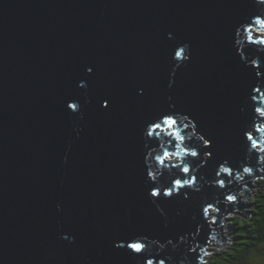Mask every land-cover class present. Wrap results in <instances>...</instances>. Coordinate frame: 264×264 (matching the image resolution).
Returning <instances> with one entry per match:
<instances>
[{"label":"water","instance_id":"water-1","mask_svg":"<svg viewBox=\"0 0 264 264\" xmlns=\"http://www.w3.org/2000/svg\"><path fill=\"white\" fill-rule=\"evenodd\" d=\"M257 20L261 0H0V264H203L224 246L264 180ZM162 112L179 145L145 137ZM180 166L194 183L151 197Z\"/></svg>","mask_w":264,"mask_h":264},{"label":"snow or ice","instance_id":"snow-or-ice-1","mask_svg":"<svg viewBox=\"0 0 264 264\" xmlns=\"http://www.w3.org/2000/svg\"><path fill=\"white\" fill-rule=\"evenodd\" d=\"M261 4H264V0H261ZM255 23L259 24L261 27H264V20H257ZM247 31H251V29H248ZM251 39V37H249ZM260 43L264 44V41H260ZM181 51L176 52V56L179 57L181 55ZM87 72L90 74L92 72L91 68L87 69ZM87 86L86 83H81L79 87L85 88ZM104 108H107L109 106L108 102H104L102 105ZM67 108L71 109L73 113H77L80 110V105L78 101H72L71 103H67ZM255 112L262 118L264 119V109L257 107L255 109ZM187 126V125H185ZM167 127V129L170 130L169 134L173 136V138L177 141V145L183 142V137L180 135L179 132L171 131L177 127V120L174 118L173 114L171 113H166L162 112L160 116H158L154 121H150L146 127H145V137H154L157 136L159 132H162L164 128ZM258 131H264V129H257ZM247 140L248 141H254L253 136L250 133H246ZM207 143V141H205ZM185 152L187 154V150L185 149ZM209 155H212L211 152L208 153ZM191 156L196 157L198 153L196 151H191L190 153ZM171 154L167 151L163 153V156H157L156 160L158 163L163 166L165 163V160L169 159ZM173 167H177L176 165H173ZM182 172L185 174V178L183 179H175L171 182L170 186L167 188L161 189L158 188L154 182L149 183V190H150V196L151 197H160L161 195L171 197L173 195V192L181 187H186L190 186L191 184L194 183V179L189 176L190 169L187 166H180ZM222 172L227 173L230 171V169L227 168H222ZM245 172L249 171L248 168L244 169ZM152 177V180L155 181V174L151 171V169L148 170L147 176ZM222 183V182H221ZM229 199H233L232 197H229ZM158 203L159 201H155ZM211 207V206H209ZM209 211L208 208L204 209V212L207 213ZM131 251V253L134 254H143L144 249L146 248V244L141 240V239H133L130 238L129 240L125 241V244L122 245H117V247H125ZM146 264H154L153 259H148L146 261ZM158 264H164L163 260H160Z\"/></svg>","mask_w":264,"mask_h":264},{"label":"trees","instance_id":"trees-1","mask_svg":"<svg viewBox=\"0 0 264 264\" xmlns=\"http://www.w3.org/2000/svg\"><path fill=\"white\" fill-rule=\"evenodd\" d=\"M258 183L260 190L251 202L250 217L246 220L231 217L228 227L232 243L226 248L215 249L208 264H249L250 254L260 251L264 243V180Z\"/></svg>","mask_w":264,"mask_h":264},{"label":"rangeland","instance_id":"rangeland-1","mask_svg":"<svg viewBox=\"0 0 264 264\" xmlns=\"http://www.w3.org/2000/svg\"><path fill=\"white\" fill-rule=\"evenodd\" d=\"M256 33L258 35H256V37H264V32L263 31H256ZM262 35V36H261ZM169 162H172V163H176L177 162V158L175 157H171L169 158L168 160ZM258 182H255L254 186L256 187V189H253L252 193H251V196L248 198V201L251 203L252 200L254 199V195L257 193V191L260 190V185ZM243 202H247V200H245V198L242 200ZM215 211H211L212 214H214ZM230 219H231V216H225L223 218V223H222V227H223V235L224 237L227 238V241H226V246H222V248H226L228 247L229 245H231L232 243V238H231V235H230V230H229V224L231 223L230 222ZM216 248L215 247H208L207 248V251L204 255V260H203V264H208L213 258L212 255H213V252ZM249 264H264V243L260 246V251L258 253L256 252H252L250 254V263Z\"/></svg>","mask_w":264,"mask_h":264},{"label":"clouds","instance_id":"clouds-1","mask_svg":"<svg viewBox=\"0 0 264 264\" xmlns=\"http://www.w3.org/2000/svg\"><path fill=\"white\" fill-rule=\"evenodd\" d=\"M264 32V31H263ZM170 158H171V156H170ZM169 159H167V161H168ZM177 162H178V160H177ZM170 163H172V162H170Z\"/></svg>","mask_w":264,"mask_h":264}]
</instances>
